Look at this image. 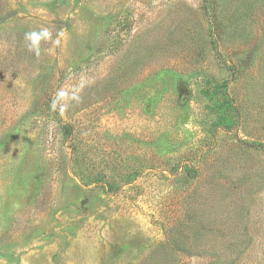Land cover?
Listing matches in <instances>:
<instances>
[{
	"label": "rangeland",
	"instance_id": "1",
	"mask_svg": "<svg viewBox=\"0 0 264 264\" xmlns=\"http://www.w3.org/2000/svg\"><path fill=\"white\" fill-rule=\"evenodd\" d=\"M251 143L264 0H0V264H264Z\"/></svg>",
	"mask_w": 264,
	"mask_h": 264
},
{
	"label": "clouds",
	"instance_id": "2",
	"mask_svg": "<svg viewBox=\"0 0 264 264\" xmlns=\"http://www.w3.org/2000/svg\"><path fill=\"white\" fill-rule=\"evenodd\" d=\"M62 35V34H61ZM51 38V33L49 32V30L47 28H42L40 31H30L28 33L25 34V41L28 42L27 46L29 51H34L37 55H39L40 52V41L42 39L44 40H48ZM55 43H59V40L57 39L55 41ZM67 95L66 92L64 91H60L57 94L58 99H63L65 96ZM73 99L78 100L79 97L77 96H73ZM52 107L55 108L56 107V100L53 101ZM61 111H63V108H61Z\"/></svg>",
	"mask_w": 264,
	"mask_h": 264
},
{
	"label": "trees",
	"instance_id": "3",
	"mask_svg": "<svg viewBox=\"0 0 264 264\" xmlns=\"http://www.w3.org/2000/svg\"><path fill=\"white\" fill-rule=\"evenodd\" d=\"M224 97L226 98V100L224 101V104H221L219 106L220 110L222 112H223V110H224V112L234 110V106H233L231 100L228 98V96L226 95L225 92H224ZM246 146L253 149V150L264 152V144L251 143V144H246Z\"/></svg>",
	"mask_w": 264,
	"mask_h": 264
}]
</instances>
